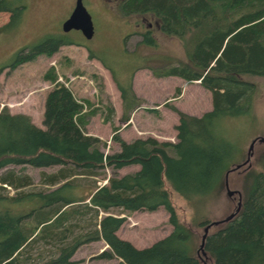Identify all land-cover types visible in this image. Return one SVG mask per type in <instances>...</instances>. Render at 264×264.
<instances>
[{
  "label": "trees",
  "instance_id": "16d2710c",
  "mask_svg": "<svg viewBox=\"0 0 264 264\" xmlns=\"http://www.w3.org/2000/svg\"><path fill=\"white\" fill-rule=\"evenodd\" d=\"M118 8L124 14L153 13L160 31L182 42L187 59L163 71L154 70L155 74L198 80L210 92L212 107L194 115L172 104L170 108L178 115L176 141L152 135L127 141L115 132L112 138L120 149L104 152L105 142L87 131L88 117L96 108L86 111L90 101L77 98L50 66L43 73L51 86L45 93L42 126L27 113L11 112L6 105L0 109V169L9 164L60 165L47 180L61 184L48 191L0 193V264H26L33 243L59 235L55 253L29 264H78L71 258L76 249L99 239L108 246L96 256L119 258L112 264H200L191 253L192 233L180 220L172 193L191 200L208 197L224 184V174L234 163L235 146L217 132L216 122L223 116L249 113L256 84L245 75L264 77V0H121ZM24 9L21 0H0V12H9L0 29L17 25ZM140 42L156 44L151 29L141 33ZM70 43L73 40L63 34L49 33L30 47H21L8 66L15 68L40 54L51 56L61 45ZM116 84L125 106L134 107L138 98L131 79L127 85ZM108 110L113 113V106ZM130 164L139 168L121 175L116 172ZM107 167L112 174L86 198L66 194L74 175L98 176L99 170ZM247 177L239 211L204 237L202 248L214 264H264V158L261 169H251ZM0 182L18 188L30 179L7 171ZM25 197L36 204L24 210L11 206ZM85 199L98 219L66 241L64 231L70 225L64 226V222L79 211L68 206ZM160 206L168 212L172 225L167 235L137 247L116 233L128 213L154 211ZM115 208L120 212H113ZM208 223L201 220L198 224L204 227Z\"/></svg>",
  "mask_w": 264,
  "mask_h": 264
},
{
  "label": "rangeland",
  "instance_id": "374dc122",
  "mask_svg": "<svg viewBox=\"0 0 264 264\" xmlns=\"http://www.w3.org/2000/svg\"><path fill=\"white\" fill-rule=\"evenodd\" d=\"M21 1L25 9L17 25L0 29V68L7 65L0 72V108L6 105L11 112L27 113L36 124L42 126L45 93L51 86L49 81L43 79V73L53 66L58 73V80L61 77L77 98L90 101L91 104L84 108L86 111L96 108L95 113L88 117L87 131L101 137L105 142L102 146L104 152H112L118 145L112 138L115 132L126 139L152 135L160 140L176 141L175 127L172 125L175 112L170 108L172 104L181 110L191 109L197 113L212 107L210 92L202 85L185 81L176 75L155 74V71H163L187 57L186 49L177 37L160 31L159 20L153 13L124 14L118 8L121 0H83L95 29L93 36L87 39L78 30L62 29L61 24L69 15L74 0ZM8 19L9 12L1 13L0 26ZM148 28L156 40L152 46L140 42L141 33ZM49 33L63 34L75 43L61 45L51 56L40 54L15 68L8 66L21 47H30ZM91 52L94 54L91 55ZM245 78L256 84L250 112L220 117L215 127L220 135L235 146L234 163L228 172L227 186L223 184L218 192L208 197L191 200L172 193L179 218L192 233L194 245L191 253L199 259L200 264H214V261L208 252L199 250L204 227L198 223L201 220L209 223L218 221L208 227V232L221 227L225 223L223 220L238 209L240 196L242 199L249 181V171L262 167L264 140L259 137H264V77L245 75ZM130 79L138 98L134 107L125 106L116 84L127 85ZM178 92L181 96L173 97ZM110 105L114 108L113 113L108 110ZM124 110L134 116V122H131V118L127 122L121 120ZM136 115L138 118L135 120ZM114 126L118 127L117 130H113ZM255 137L257 139L250 147L247 159L249 146ZM59 168L60 165L35 167L9 164L0 169V177L12 171L16 176H28L30 182L18 188L0 182V193L15 195L19 192L54 189L61 182L51 184L47 175ZM135 169L137 166L130 164L116 172L121 175ZM99 171L98 176L74 175L70 178L72 186L66 189V194L73 198H86L96 185L105 183L107 176L113 172L108 167ZM229 189L232 192H228ZM86 203L88 199L68 206L79 211L64 222V226L70 225L64 231V240L86 231L90 222L97 221L94 210L87 208ZM35 204L32 199L25 197L20 202H12L11 206L24 210ZM113 212L119 213L120 210L115 208ZM101 214L102 211L98 216ZM120 229V234L130 238L135 246L144 247L167 235L172 225L168 222V212L160 206L154 211L128 213ZM59 236L42 238L33 243L26 254V264L46 259L55 253L60 242ZM107 246L106 242L93 240L80 245L71 258L78 264L112 263L116 260L96 256Z\"/></svg>",
  "mask_w": 264,
  "mask_h": 264
},
{
  "label": "water",
  "instance_id": "95a60500",
  "mask_svg": "<svg viewBox=\"0 0 264 264\" xmlns=\"http://www.w3.org/2000/svg\"><path fill=\"white\" fill-rule=\"evenodd\" d=\"M62 29L63 31H69L71 29H78L81 30V32L83 33V35L87 38L90 39L93 34H94V23L92 20V16L90 14V12L87 10L86 6L84 5L83 0H76L75 5L70 13V15L62 22ZM255 139H257V137H255L248 149V154H247V159L249 158V154H250V147L252 146V144L254 143ZM259 139H263L264 137H259ZM239 166V165H238ZM231 168L227 169V171L224 174V184L227 186L228 184V172ZM228 192H232L231 189L228 190ZM241 196L239 199V207L238 209L231 214L228 219L232 218L240 209L241 206ZM223 220L224 222L227 221ZM218 223V221H213L211 223H208L204 226V233L202 236V240L201 243L199 245V250L201 249L202 251H205L202 246H203V241H204V237L205 235L208 233V227L212 224V223ZM206 252V251H205Z\"/></svg>",
  "mask_w": 264,
  "mask_h": 264
},
{
  "label": "crops",
  "instance_id": "0c3cea01",
  "mask_svg": "<svg viewBox=\"0 0 264 264\" xmlns=\"http://www.w3.org/2000/svg\"><path fill=\"white\" fill-rule=\"evenodd\" d=\"M3 12H6V11H1L0 12V14L1 13H3ZM8 21V20H7ZM6 21V22H7ZM191 83H196V84H200V82L198 81V80H195V81H193V82H191ZM201 85V84H200ZM187 87H188V85H187ZM179 96H181V93H180V95ZM1 109V108H0ZM182 110H184L185 112H187V113H190V114H194V115H201L202 113H197V112H195V111H193V110H191V109H185V108H182ZM175 112V111H174ZM127 116H129V118L128 119H125ZM162 116H163V113H162ZM122 121L123 122H127L130 118V120H131V122H134V119H133V117L134 116H130V114L128 113V112H125V110L124 111H122ZM138 118V116L136 115V118H135V120ZM178 123V115H177V113L175 112V114L173 115V120H172V125L175 127V125ZM175 129V128H174ZM175 132H176V129H175ZM124 136V135H123ZM136 137H138V136H135V137H132V138H130V139H126L125 137H123L125 140H127V141H130V140H132V139H134V138H136ZM175 137H176V135H175ZM101 138V137H100ZM156 138H157V136H156ZM158 139V138H157ZM158 140H160V139H158ZM166 140H168V141H170L169 139H166ZM120 149V146H119V144L117 145V147H116V150L115 151H117V150H119ZM131 165H136L137 166V169L139 168V165L138 164H131ZM126 166H128V165H126ZM126 166H123V167H126ZM122 168V167H121ZM120 169V168H119ZM118 170V169H117ZM136 170V169H135ZM93 191V190H92ZM135 212V211H134ZM122 227V225L116 230V233L118 234V236H120V237H122V238H125V239H128V240H130L131 242H132V240L130 239V238H128V237H126V236H122L121 234H120V232L122 231L120 228ZM99 240H101L102 242H104L105 243V241L103 240V239H99ZM98 240V241H99ZM135 244V243H134ZM136 245V244H135ZM107 259V258H106ZM111 259H114V260H116V261H114V262H112V263H116L118 260H119V258H117V257H112V258H110V260ZM112 263H108V264H112Z\"/></svg>",
  "mask_w": 264,
  "mask_h": 264
},
{
  "label": "flooded vegetation",
  "instance_id": "af4514ba",
  "mask_svg": "<svg viewBox=\"0 0 264 264\" xmlns=\"http://www.w3.org/2000/svg\"><path fill=\"white\" fill-rule=\"evenodd\" d=\"M75 2H76V0L73 1L74 5H75ZM74 5H73V7H74ZM73 7H72V9H73ZM72 9L70 10V13H71ZM70 13H69V15H70ZM69 15H68V16H69ZM68 16H67V17H68ZM67 17H66V18H67ZM66 18H65V19H66ZM65 19H64V20H65ZM64 20H63V21H64ZM61 26H62V24H61ZM71 30H72V29H71ZM75 30H78V29H75ZM69 31H70V30H69ZM78 31L83 35V33L81 32V30H78ZM72 40H73V39H72ZM73 43H75L74 40H73ZM70 44H72V43H70Z\"/></svg>",
  "mask_w": 264,
  "mask_h": 264
},
{
  "label": "built area",
  "instance_id": "2783aa9c",
  "mask_svg": "<svg viewBox=\"0 0 264 264\" xmlns=\"http://www.w3.org/2000/svg\"><path fill=\"white\" fill-rule=\"evenodd\" d=\"M59 79L63 81V79L61 77Z\"/></svg>",
  "mask_w": 264,
  "mask_h": 264
}]
</instances>
